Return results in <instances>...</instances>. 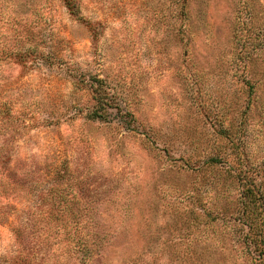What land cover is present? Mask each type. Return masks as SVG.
I'll return each mask as SVG.
<instances>
[{"label":"rangeland","instance_id":"obj_1","mask_svg":"<svg viewBox=\"0 0 264 264\" xmlns=\"http://www.w3.org/2000/svg\"><path fill=\"white\" fill-rule=\"evenodd\" d=\"M76 5L0 0V264H254L207 158L264 187V0Z\"/></svg>","mask_w":264,"mask_h":264},{"label":"trees","instance_id":"obj_2","mask_svg":"<svg viewBox=\"0 0 264 264\" xmlns=\"http://www.w3.org/2000/svg\"><path fill=\"white\" fill-rule=\"evenodd\" d=\"M65 1L68 4L72 2V11L76 12L78 10L74 9L77 7V5L74 6L75 0ZM179 17L181 27L184 29L188 19L187 13L184 12ZM245 35L247 34L243 33L239 38H241L240 42L242 44L247 45L249 38H242ZM23 56L20 53L17 57ZM90 80V85L94 91L95 106L88 116H91L90 118H105L106 113L112 109L121 112V107L116 103L115 96L111 93L107 82L96 74H90ZM223 162L227 165L229 173L238 184L241 196L237 212L227 217V220H229L227 224L234 225L236 228L248 259L252 260L254 264H264V187L259 184L258 180L261 172L259 169L250 171L244 161L230 164L223 158L219 159L216 156L207 158L208 165H219ZM46 211L44 208H40L38 213L45 215L48 213ZM234 215H237L235 220H233Z\"/></svg>","mask_w":264,"mask_h":264}]
</instances>
